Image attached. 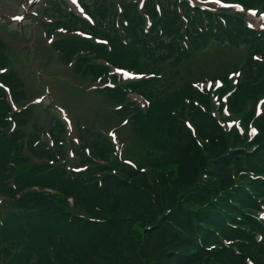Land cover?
Listing matches in <instances>:
<instances>
[{"label": "trees", "instance_id": "obj_1", "mask_svg": "<svg viewBox=\"0 0 264 264\" xmlns=\"http://www.w3.org/2000/svg\"><path fill=\"white\" fill-rule=\"evenodd\" d=\"M81 1L93 21L53 0L47 12L59 19L47 33L57 34L54 46L75 57L78 72L116 83L99 90L122 104L115 112L128 119L123 153L134 163L114 154L110 136L81 127L78 159H69L64 123L33 121L34 105L0 36V81L10 89L0 85V195L9 204L0 209V264H264V108L256 111L264 57L254 58L264 54V31L226 9L147 0L153 27L145 32L137 0ZM213 40L248 46L241 65L216 74L225 80L215 91L221 106L213 89L184 74L177 80L179 67ZM99 58L160 76L124 83ZM236 69L234 82L228 73ZM129 88L151 101L148 111L127 96ZM229 119L243 131L227 126Z\"/></svg>", "mask_w": 264, "mask_h": 264}, {"label": "rangeland", "instance_id": "obj_2", "mask_svg": "<svg viewBox=\"0 0 264 264\" xmlns=\"http://www.w3.org/2000/svg\"><path fill=\"white\" fill-rule=\"evenodd\" d=\"M32 0H2L0 8V34L8 43V52L12 65L23 77L29 98H42L36 108L38 120L48 122L53 117L62 116L58 112L62 109L66 114H71L76 123L85 119L93 124L103 121L114 124V116L109 107L104 103V98L92 88L86 77L78 76L71 66L61 63L58 53L52 48L45 38L39 19L34 18L29 22L14 21L7 17L22 14ZM5 18L1 19V14ZM28 27V28H27ZM217 46L208 49L211 56H215ZM245 47L229 49V52L219 56L216 60L206 59L205 66L219 70L230 67L242 61ZM197 75L210 73L208 69L198 70ZM53 101V103L51 102ZM94 125V124H93ZM99 126L104 127L105 124Z\"/></svg>", "mask_w": 264, "mask_h": 264}]
</instances>
